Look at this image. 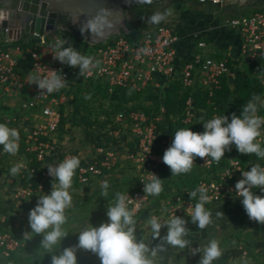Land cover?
<instances>
[{
    "label": "built area",
    "instance_id": "2783aa9c",
    "mask_svg": "<svg viewBox=\"0 0 264 264\" xmlns=\"http://www.w3.org/2000/svg\"><path fill=\"white\" fill-rule=\"evenodd\" d=\"M193 1L212 2L214 5L223 3V0ZM257 2L252 6L251 12L226 21L227 26L240 37V55L236 66L226 58L215 59L201 52L183 60L177 50L180 36L168 26L157 25L114 36L110 42L106 41L101 45H87L81 50V54L91 57L94 64L97 61L99 63L89 73L79 75L78 68L61 64L54 60L53 56L47 57L42 52V48L48 45L47 35L32 36L36 47L24 49L15 44L17 40L8 38L6 29L5 38H0V89L5 94L20 93L26 89L27 83L17 68L18 57L25 53L32 60L33 72L39 71L41 75L50 74V70L62 72L67 83L63 89L44 95H40V90L34 85L28 99L21 104L20 111L33 116L36 123L28 130L14 127L20 135L19 151L14 156L0 153V180L7 178L11 181V193L19 201L31 200L42 195L47 183L52 181L46 165L58 164L65 158L75 156L80 160V166L74 174L73 181L79 185H91L96 179L108 175L119 163L117 146L121 143L125 144L122 158L130 162L141 166L162 163L163 154L170 147L174 135L168 128L163 107L156 116L148 115L144 111L122 109L112 117L111 122L101 128V139L94 146L90 157L69 152L67 141L61 140L59 135L61 110L67 112L71 99L70 90L81 82L99 81L110 94L116 89L144 92L150 87L161 96L173 82L179 80L192 94L199 89L206 93L207 104L211 105V99L221 90L223 80L229 81V78L234 76L232 68H238L241 72L251 71L252 76L260 81L264 90V7L259 5L264 4V0ZM57 41L63 40L54 39V43ZM197 45L201 49L206 47L203 41ZM260 69L262 71H259ZM261 98L264 99V91ZM261 107L264 109V106ZM205 113V110L196 107L191 95L185 103L182 123L189 126L195 122V118L204 117ZM258 115L264 116V113ZM214 116L218 115L214 113L211 118ZM205 119L201 121L204 122ZM16 121L17 118L14 117L7 119L6 123ZM259 139L264 146V127L261 129ZM157 145L161 146L162 152L156 151ZM22 154L24 156H21ZM206 159L208 158L197 157L193 164L194 168L204 172V176L198 182V188L203 187L209 197L205 208L223 200L239 198L235 194V184L242 178L241 172L250 170L255 164L264 166V163L256 159L244 164L236 158L225 159L226 165H222L220 160L209 159L205 165ZM16 164L25 166L13 176L9 170ZM148 180L149 176L146 175L137 183L136 188L123 193L130 196L129 208L135 209V217L148 201L141 183ZM171 199L165 208L160 210V214H154L161 218V222L172 216H184L189 206H194L198 201V197L190 200L178 195L172 196ZM137 236L140 237L139 230ZM21 247L18 238L11 233L0 231L2 256L9 257Z\"/></svg>",
    "mask_w": 264,
    "mask_h": 264
},
{
    "label": "clouds",
    "instance_id": "9594fccd",
    "mask_svg": "<svg viewBox=\"0 0 264 264\" xmlns=\"http://www.w3.org/2000/svg\"><path fill=\"white\" fill-rule=\"evenodd\" d=\"M146 2V0H141ZM164 14L154 13L148 18V23L158 24L164 20ZM95 30V25H93ZM53 48V59L69 67L78 68L79 75L89 73L99 63L95 64L91 57L81 54L72 46H64L63 41H57ZM32 85L40 90V95L51 94L66 86L67 80L62 72L50 70V74L41 75L39 71L30 73ZM264 106V99L253 96L242 107L239 115L214 116L203 123V132H194L191 128H180L172 135V143L162 157L163 163L169 167L172 176L189 173L197 157L205 160L219 161L225 157L226 151H231L235 145L236 151L242 155L254 154L264 160V146L259 137L264 127V116H259L258 110ZM20 135L17 129L0 123V153L16 155L19 151ZM25 165L16 164L10 168V174L15 176ZM52 178L51 191L38 196L36 206L30 210L28 225L31 231L24 233V238L35 234L41 237L40 247L51 256V264H78L77 252L84 250L95 254L100 264H155L158 253L165 250V245L185 248L189 241L185 239L190 229L188 221L176 215L161 222V218L151 215L146 221V227L155 244L146 242L142 235L137 236V220L135 209L129 208L130 196L116 192L114 203L106 210L107 222L98 227L90 226L78 233L75 246L65 247L58 253L54 251L69 236L64 225L67 222L66 209L72 206L73 177L80 166V160L72 156L58 164L46 165ZM148 182H143L145 196H158L163 191V180L156 174L148 172ZM242 178L235 184V194L239 197L249 219L264 224V166L255 164L250 170L241 172ZM109 183L101 182V195L107 196ZM259 189V191H254ZM144 196V197H145ZM190 200L198 197L194 206H189L187 216L191 223L199 229H204L212 223V213L205 208L209 197L203 187L189 193ZM143 197V198H144ZM225 215L217 212L216 216ZM162 229L166 233L161 235ZM143 232V229H140ZM200 254L199 264H214L222 255L220 242L216 239L208 241L203 248L195 249L192 254Z\"/></svg>",
    "mask_w": 264,
    "mask_h": 264
},
{
    "label": "rangeland",
    "instance_id": "374dc122",
    "mask_svg": "<svg viewBox=\"0 0 264 264\" xmlns=\"http://www.w3.org/2000/svg\"><path fill=\"white\" fill-rule=\"evenodd\" d=\"M237 1L238 0H232L229 6L231 7L237 5ZM255 3L258 2H254V4ZM254 4H247L249 7L251 6L250 8H248L247 13L253 10L252 6ZM259 5L261 7H264V4ZM174 8L175 5L171 2L167 4L165 8H163V11H160L159 13L162 12V14H164L165 16H169L173 12ZM188 8L189 7L187 6H181V9L174 10V15L179 17H185L187 15V12L189 11ZM212 9L219 10L217 6L213 7ZM228 15L231 16L230 14ZM155 26H157V24H155ZM57 31H60L59 35L62 37L63 41L64 39H67L69 38V36H71L67 34L66 30L61 27H59ZM98 90L99 88L96 84H89L85 82L76 84L70 90V105L67 108L66 113L71 112L72 103L75 98L76 101L79 102L82 107H87L91 110L92 120L95 121V119H97L99 122L106 121V119L108 118L107 114L116 111L117 102L115 99H112L106 94H104V91L100 92ZM145 98L146 97L142 99L141 104H144L146 107H154L155 103L151 101L147 103ZM230 107L231 109H233L232 106ZM18 108L21 109V105ZM12 113L13 110L7 112V115H11ZM233 113L234 111L232 110L231 115ZM231 115L229 117H231ZM195 119L196 120L193 123H197L200 127L199 131L203 132V121H201V119L205 118L201 117L200 119ZM100 130L101 126L99 124L94 125L93 128H86L84 126L77 127L73 122L69 121L65 130L60 133L59 137L61 140L67 141V150L69 152L90 157L94 146L101 139ZM124 145V143H121L117 146V149H119L120 160L116 167L113 169L112 173H109L104 177L96 179L92 182L91 185L75 186L73 181L72 188L69 189V192L72 195V206L66 209L67 222L64 225L65 230L68 232L69 236L61 243L60 246L54 249L55 252L58 253L59 251H62V249L65 247L75 246L78 242V233L84 230L86 227L90 226L91 224H93V226L98 227L100 224L104 223L107 217V207L110 204L114 203L115 193H125L131 189L136 188L137 183H139L141 179H144L146 175H148V172H152L164 180L162 182L163 195L162 193H160L158 196L153 197L148 195V201L143 208L144 212L141 216V218H144L145 220L148 219L151 215H154L156 213L160 214V210L165 208V205L168 201L172 200L171 198L172 196H174L173 194L175 193L173 189L175 190L179 188L180 190L178 189V194H175L176 196L178 195L182 197L188 192H191L189 189H186L184 187L185 182L189 181L193 177H200V180L204 176V172H200V170L198 172V169L194 167H192L189 173L172 176L169 167L166 166L163 162H158V164L152 163V165L148 166H141V164L130 162L125 158H122V156L124 155ZM156 151L159 153L162 152V148L160 145L156 146ZM240 155L241 154L236 151L235 146L232 145L231 151H227L224 158H237ZM21 156L24 155L22 154ZM103 181H107L109 183L108 195L106 197L101 195V182ZM51 184L52 181L49 182V185L47 184V188L44 194L50 193ZM1 186L2 185H0V231L8 232L17 236L18 239L21 241L22 248L16 251L15 256L11 259H3L0 257V264H51V256L49 255V253H47L40 247L41 237L39 235L36 236L35 234H33L28 238H24V233L31 231L28 225V215L30 210L36 206L38 196L31 200L19 201L12 193H2ZM254 191L258 192L259 190ZM258 195L264 196V193L259 194L258 192ZM236 199L239 198L234 197L232 199H227L216 203L217 205L214 204L215 206H219L223 205L227 201H229L230 203V206L223 207L224 209H222V212H224V214L226 213L224 215L226 216L225 219L219 220V226H221L222 228L218 229L215 224L213 226L214 231H219L220 233H218L221 236H218L221 238L228 236V234L230 233L233 234L235 233V231H240L244 234V236H240L241 241H238V244L239 246H241V248L232 250V252H236L234 254H237V252L239 251V254L242 253V255L245 256V247L246 244H249L246 239L251 238L257 241L256 243H258V248L260 249L259 252L264 256V224L261 225L258 222L249 219V217L244 211L242 204L239 202V200ZM230 213L236 214L235 217H237V220H232ZM180 217L184 218L186 221L189 222L190 217H188L186 214ZM140 222L138 219V229L141 228V224H139ZM247 234L250 237L245 236ZM251 239H249L250 242H252ZM238 244L236 245L238 246ZM223 246H228V248H230V240L226 239ZM254 252L256 253L257 250H255ZM77 257L79 260L86 257L96 258L97 256L88 251L78 250ZM247 257H249V254L246 255V258ZM41 258L48 259L49 263L40 260Z\"/></svg>",
    "mask_w": 264,
    "mask_h": 264
},
{
    "label": "crops",
    "instance_id": "0c3cea01",
    "mask_svg": "<svg viewBox=\"0 0 264 264\" xmlns=\"http://www.w3.org/2000/svg\"><path fill=\"white\" fill-rule=\"evenodd\" d=\"M231 1L232 0H223V3L219 5H214L212 2L199 3L193 0H182L180 2L175 1L174 10L181 9V6L189 7L187 15L185 17L176 16L174 15L175 11L173 10V12L169 16L164 15V20H162L157 25L168 26L180 36V42L178 43L177 50L180 58H182L183 60L187 59L194 53L201 52L205 56L213 57L215 59L226 58L233 66H236L235 64L238 61L240 55V37L236 31L231 30L227 26L226 21L230 18L246 14L248 8H250L251 6L249 7L247 5V2L249 0H238L237 5L230 7L229 5ZM215 6H217L219 10H213L212 8ZM161 11H163V9ZM228 14H230L231 16H229ZM145 27H155V24L146 23ZM46 37L48 40V45L47 47L42 48V52L45 53L47 57H52V45L55 44L54 39H62V37L59 34L55 33L47 35ZM20 39H23L24 42L29 45L28 48L36 47L35 39L32 36L23 35ZM201 41L206 43L205 48H198L197 44ZM64 42L65 46H72L80 53L81 50L85 48H83L79 42L74 41L72 36L64 39ZM17 68L23 75L27 86L25 91L13 94H5L0 89V123L7 124V119L16 117L17 121L15 123H10L7 125L11 128L18 127L22 130H28L33 125H35L36 122L33 121V116L22 113L18 108L24 101L28 99V96L30 95L34 87L29 79L30 73H33L32 60L27 53L18 57ZM233 77L231 76V78H229V82L233 80ZM11 110H13V113L11 115H7V112ZM0 185H2V193H11L10 187H12V183L9 179H1ZM224 204L219 206L211 205L206 208L212 213V223L206 226L204 229L197 228L194 224L191 223V219L189 218L187 227L190 229V231L185 237V239L189 241V244L183 249L165 245V250L158 253L157 257L155 258V264H199L200 254L198 253L196 255H193L192 252L197 248H203L208 243V241L212 239L218 240L222 248V255L216 261H214V264H264V256L259 252L260 249L258 248V243H256L257 241L249 238L252 241L250 242L249 239H246L249 244L252 243L251 246H249V244H246L245 254H249V257L246 258V255L244 256L242 255V253L239 254V251L237 252V254H234L236 252H232V250L241 248V246H239L238 244V241L240 240L242 235L244 236L243 233H241L240 231H235V233H230L228 234V236L221 238L219 237L221 236L219 234L220 232L214 231L213 226L215 224L218 229L222 228L221 226H219V220L225 219L226 216L222 215L217 217L216 213L222 212V209H224L223 207L230 206L229 201L225 202ZM230 216L232 220H237V217H235L236 214L230 213ZM137 217L139 219V222L141 219V222L139 223L141 224V228H137L140 235H143L146 242L148 243H157V241L151 240V234L146 227L147 219L145 220L144 218H141V216ZM140 229H143V232H141ZM165 233L166 229H162L161 235H164ZM245 236L249 235L247 234ZM226 239L230 240V248H228L229 245L226 247L223 246ZM236 244H238V246ZM249 247L251 248V250L249 249ZM255 250H257L256 253L254 252Z\"/></svg>",
    "mask_w": 264,
    "mask_h": 264
},
{
    "label": "trees",
    "instance_id": "16d2710c",
    "mask_svg": "<svg viewBox=\"0 0 264 264\" xmlns=\"http://www.w3.org/2000/svg\"><path fill=\"white\" fill-rule=\"evenodd\" d=\"M125 2L126 4L124 11L126 14H129L131 16V19L128 22V27L131 32L146 28L145 25L146 23H148V18L154 13L158 12L153 7L157 3V0H146V2H141V0H125ZM61 20L67 28H71L69 20H67L63 16H61ZM59 33L60 31L55 32V34ZM66 33L71 35L74 41L79 42L83 48L88 45L83 41L82 35L71 33L69 30H66ZM110 41L111 38L107 42ZM15 44L22 46L24 49L28 48L29 46L24 42L23 39L17 40ZM232 70L234 72L233 80L230 82L227 79L223 80L221 90L218 91L215 97L211 99V105L207 104L208 99L206 93L202 92L199 89L197 92L192 94L191 90L185 89L179 80L173 82L170 87L165 90L163 94H161V96L154 92L150 87L144 92H133L126 89H116L112 94H110L107 88L101 82L90 81L88 82L89 84H96L98 86V91H104V94L116 100V111L107 114L108 118L104 122H99L97 119H95L94 121L91 119V110L87 107H82L80 103L77 102L74 98V101L72 103V110L70 113H66L64 109L61 110L62 119L60 123V132H63L65 130L69 121L73 122L77 127L84 126L86 128H93L94 125L99 124L101 128H104L106 124L111 122L112 117H114V115H116L122 109L126 111H144L148 115L156 116L160 113L161 107L165 109V118L167 120L168 128L170 129L172 134H174L175 131L180 128H191V130L194 132H200V127L197 123H193L189 126H186L182 123V120L184 119L185 103L188 97H190L191 95L195 100L196 107L200 110H205L206 113L204 114V118L206 119H211L214 113H216L218 116H230L232 110L234 111V113L239 115L243 105L247 103L253 96L259 95L261 97L263 95V87L261 86L260 81L252 76L251 71L241 72L238 68H232ZM259 71H262V69H260ZM144 97H146L145 99L147 103L150 101L155 103L154 107H146L144 104H141V101ZM230 106H232L233 109H231ZM262 113H264V109L260 106L258 114ZM162 128H164V126ZM236 159H239L244 164L254 159L261 161L262 164L264 163V160L257 158L254 154H241ZM220 161L222 162V165H226L227 163L225 158H221ZM112 171L110 173H112ZM199 178L200 177H193L192 179L184 183V187L186 189H189L191 192L196 190L198 188ZM47 184L49 185V182ZM74 184L75 186H79L77 182H74ZM178 189H173V191L178 194V191L180 190ZM132 190L133 189L129 191ZM175 193L173 195H176ZM182 197L190 198V196L187 195H183ZM143 212L144 209L138 216H142ZM135 218L136 220L138 219V217ZM107 219L108 218L106 217L105 222H107ZM12 235L15 236L14 234ZM15 237L18 238L17 236ZM251 245L252 243L249 244V246ZM249 249L251 250L250 247ZM15 253L16 251L11 253L9 257H4L0 254V257L3 259H11L15 256ZM40 260L49 263V260L46 258H41ZM78 264H100V261L97 257H86L79 259Z\"/></svg>",
    "mask_w": 264,
    "mask_h": 264
},
{
    "label": "water",
    "instance_id": "95a60500",
    "mask_svg": "<svg viewBox=\"0 0 264 264\" xmlns=\"http://www.w3.org/2000/svg\"><path fill=\"white\" fill-rule=\"evenodd\" d=\"M16 6L0 1V38L19 40L23 35L46 36L58 30L57 19L66 14L70 32H87L88 45H101L110 38L129 34L125 0H16ZM95 25V30H93Z\"/></svg>",
    "mask_w": 264,
    "mask_h": 264
},
{
    "label": "flooded vegetation",
    "instance_id": "af4514ba",
    "mask_svg": "<svg viewBox=\"0 0 264 264\" xmlns=\"http://www.w3.org/2000/svg\"><path fill=\"white\" fill-rule=\"evenodd\" d=\"M3 4L4 3H9V5H8V7L10 8H14L15 6H16V0H0ZM180 2V1H182V0H157V3L153 6L154 7V9H156L158 12H160L163 8H165V6L167 5V4H169V3H174V2ZM258 0H249L248 2H247V4L248 5H252V4H254V2H257ZM61 16H63V17H65L67 20H68V16L66 15V14H60L59 15V17H58V19H57V26L58 27H61V28H63L64 30H69L70 31V29L69 28H67L66 26H65V24H63V22H62V20H61ZM74 34H79V35H82L83 36V39L87 36V32H85V31H79V32H76V33H74Z\"/></svg>",
    "mask_w": 264,
    "mask_h": 264
}]
</instances>
